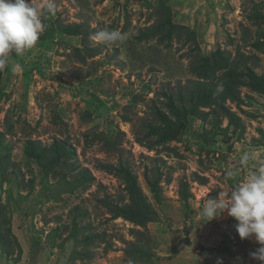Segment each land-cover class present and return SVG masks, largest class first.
<instances>
[{"label":"rangeland","instance_id":"1","mask_svg":"<svg viewBox=\"0 0 264 264\" xmlns=\"http://www.w3.org/2000/svg\"><path fill=\"white\" fill-rule=\"evenodd\" d=\"M55 2V14L44 17L49 38L41 41L43 32L33 48L13 55L0 71V132L14 126L4 137L10 150H0V231L5 232V217L13 238L7 247L0 242V264H259L249 254L260 245L239 238L234 218L225 213L203 222L196 208L264 165V95L239 88L244 113L226 101L244 127L241 137L234 126L224 134L227 120L213 113L205 123L187 120L184 144L149 151L136 138L147 134L145 125L156 123L154 108L166 113L164 94L176 100L178 86L197 80L190 66L202 56L219 48L229 64L245 62L257 75L264 74V0ZM31 3L42 8L44 0ZM258 14L259 20L254 18ZM165 17L175 29L168 46L157 38L136 41L139 31ZM60 24H82L83 34L61 35ZM101 30H119L125 39L116 44L90 39ZM91 49L96 56L88 55ZM216 76L221 82L222 74ZM214 118H220L219 129L211 125ZM202 131L210 135L195 144ZM27 140L46 148L57 142L73 150L72 157L61 156L43 184L41 168L24 155ZM116 142L118 150L106 146ZM201 149L206 153L200 155ZM244 154L251 157L246 163ZM120 161L128 164L158 216L138 238L128 222L108 220L100 203L104 196L111 201L125 196L122 180L98 167ZM82 169L93 182L71 191ZM154 169L162 173L160 203L144 179ZM228 171L236 174L228 177ZM180 180L192 195L188 208L178 199ZM73 223L82 229L75 232ZM88 235L102 241L89 243ZM130 243L147 248L151 258L131 254ZM106 244L112 247L104 252Z\"/></svg>","mask_w":264,"mask_h":264},{"label":"trees","instance_id":"2","mask_svg":"<svg viewBox=\"0 0 264 264\" xmlns=\"http://www.w3.org/2000/svg\"><path fill=\"white\" fill-rule=\"evenodd\" d=\"M254 18L259 20L261 19V16L258 14V16ZM82 27V24H60L58 32L64 36L68 35L76 37L83 34L81 31ZM44 32L45 36L40 38L41 41L49 38L48 31L45 30ZM174 33V25H170V22L165 17L164 20L158 22L157 25L150 26L147 30L139 31L136 36V41L142 42L148 41L151 38H157L162 42H166V46H168ZM189 39H193V35L188 34V40ZM254 47L258 49V44H255ZM75 50L79 51L78 49ZM88 55L96 56V50L93 51L91 49ZM79 60L84 63L83 58L79 57ZM190 72L196 76L197 80L193 82L188 81L184 84V86H178L176 100L172 95L164 94L163 97L165 99L164 106L167 110L166 113L154 108L153 113L156 123L153 124L150 122V124L145 125V128H148L147 134L144 137H141V139L138 137L136 138V142L140 143L139 145H143L147 150L152 151L158 146L168 145L172 142L184 144L182 137L186 134L185 124L187 120L189 118L196 117L205 123L213 113H220V116L227 120L226 127L222 129L224 134L227 133L230 127L234 126L235 129L239 131V136L241 137L244 127L240 120L236 118L234 114L228 110V108H226V101L229 100L232 103H236V107L244 113L241 106H239L241 103L238 93L239 88H248L252 92L264 95V74L257 75L246 65L245 62L243 65H240L237 62L229 64L225 53L220 51L219 48L212 55L202 56L197 61L193 62L192 66H190ZM218 73L222 74L221 82L216 76ZM1 83L2 79L0 78V86ZM183 93H185V97L183 96ZM1 94L0 88V97ZM89 108L92 112L95 110L92 109V105H90ZM207 108L209 109L208 112L201 111V109ZM122 120L124 122L130 121V119L126 116H122ZM220 124V118H214L211 122L213 128L219 129ZM13 129L14 126L10 123L8 124L6 132H0V150H10V146L4 144V137L6 135H11L13 133ZM260 133L263 135L262 132ZM199 135L200 136H198V138L196 136L194 139L195 144H203V142H201V138H208L207 136L210 134L207 131H202ZM149 137H154V141L142 144ZM189 144H192V142ZM110 145H113L112 149L118 150L117 142L106 144L107 147ZM185 149L189 150L186 146ZM167 150L171 151L170 149ZM201 152H205V150L201 149L198 153L201 155ZM72 153L73 150L68 149L64 145L57 142L52 143L48 148H46L39 142L27 140L24 149V155L26 158L35 161L41 168L43 173L41 176V183L43 184L46 183V179L52 172L53 168L59 164L61 156L72 157ZM213 156L215 155L213 154ZM6 157L7 155L4 156V158ZM0 167H2L1 163ZM98 167L100 170L115 175L122 180L124 184L122 190L125 195L124 197L127 198V201L124 197L111 201L108 196H104V198L100 200V203L106 209V213L110 216L108 220L113 221L116 219H122L125 222H128L135 227L132 232L135 234V237L138 238V236H141L145 233V231H147L149 224L155 223L158 220V216L153 208V205L149 202L139 187L137 178L133 175L127 163L120 161L117 166L100 164ZM75 170L76 168L72 165L71 171ZM3 173L4 171L1 172L2 176ZM150 175V179L148 175H146L144 179L154 201L156 203H160L162 202V191L160 188L162 173L159 169H154ZM91 182H93V178H91L89 173L83 169L79 170L76 178L74 179V183H71V191H73L77 186H82L84 188L91 184ZM177 195L178 199L185 207L188 208L189 200L192 195L190 194L189 186L186 181H179ZM79 215H83V212H80ZM2 224L5 225L6 229H4V234H1L0 231V242L2 243V246L4 245L7 247L8 243L11 239H13L11 237L12 234L10 233L11 227L9 219L4 217ZM73 229L77 232L82 228L78 224L76 225V223H73ZM98 239L101 238L96 235L93 237L88 235L87 237L89 243H92L95 240L99 242L102 241V239ZM111 247V244H106L104 252L110 250ZM131 250V254L142 257V259L151 258L149 250L147 248H142L139 244L130 243V251Z\"/></svg>","mask_w":264,"mask_h":264},{"label":"clouds","instance_id":"3","mask_svg":"<svg viewBox=\"0 0 264 264\" xmlns=\"http://www.w3.org/2000/svg\"><path fill=\"white\" fill-rule=\"evenodd\" d=\"M55 0H44L42 8L31 0H0V71L7 68L13 55L33 48L46 30L44 17L56 12ZM93 41L116 44L125 39L119 30H101L90 37ZM242 162L251 159L242 156ZM236 173L228 171L227 176ZM196 212L208 222L227 214L237 222L235 231L241 240L254 239L260 246L249 255L264 264V165L250 170L244 180L220 191L215 198L204 199ZM217 264H221L218 260Z\"/></svg>","mask_w":264,"mask_h":264}]
</instances>
